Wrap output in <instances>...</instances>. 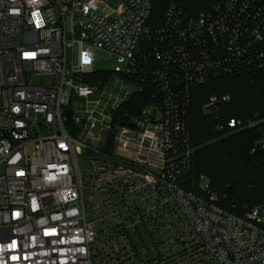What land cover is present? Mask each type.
<instances>
[{
	"label": "built area",
	"instance_id": "2783aa9c",
	"mask_svg": "<svg viewBox=\"0 0 264 264\" xmlns=\"http://www.w3.org/2000/svg\"><path fill=\"white\" fill-rule=\"evenodd\" d=\"M154 2L0 0V264H94L98 231L78 161L86 151L109 161L103 169L127 170L122 194L138 183L161 195L156 211L178 213L200 262L264 264V204L237 214L216 204L209 183L203 195L185 187L192 89L264 69V0H173L161 21ZM98 51L127 61L112 83L92 79ZM145 88L151 104L104 153L118 107ZM230 101L211 95L201 111L216 117ZM255 125L231 118L217 130ZM128 243L98 264L185 263L146 260Z\"/></svg>",
	"mask_w": 264,
	"mask_h": 264
},
{
	"label": "trees",
	"instance_id": "16d2710c",
	"mask_svg": "<svg viewBox=\"0 0 264 264\" xmlns=\"http://www.w3.org/2000/svg\"><path fill=\"white\" fill-rule=\"evenodd\" d=\"M172 1L155 0L153 15H157L158 21ZM101 78L99 73L92 77ZM192 90L189 122L190 142L195 152L185 187L203 195L199 182L206 176L209 190L217 197L216 204L237 214L244 204L251 207L264 204V151L257 144L264 139V69L235 76L219 75L207 85ZM149 92V88L138 90L118 107L104 153L113 155L118 126L135 121L142 109L151 104ZM211 95L231 97L230 102L221 103L216 117L201 111L202 103ZM231 118L244 123L254 121L256 125L224 136L217 125ZM142 218L146 233L155 239L156 231L150 230L146 217Z\"/></svg>",
	"mask_w": 264,
	"mask_h": 264
},
{
	"label": "rangeland",
	"instance_id": "374dc122",
	"mask_svg": "<svg viewBox=\"0 0 264 264\" xmlns=\"http://www.w3.org/2000/svg\"><path fill=\"white\" fill-rule=\"evenodd\" d=\"M114 9L112 7L111 11ZM118 68L123 72L127 69V61H122L121 56L105 51L96 53L95 73L102 74L112 83L113 72ZM126 85L129 90L132 88L130 83H126ZM103 159L101 155H95L90 151L78 155L83 174L86 210L88 216L96 221L98 246L101 247L98 248L97 244L94 246V264L101 261L100 257H108L110 253L129 245L128 242H132L146 260L165 255L174 258L181 257L180 260L183 259L182 263L185 262L184 264H204L200 261L203 257L206 258L205 254L202 252L196 254L193 250L190 245L192 237L186 234L187 227L183 225L182 219L177 217L178 213L174 212L170 206L166 209L164 216L161 215V212L157 213L156 206L161 201V195L159 196L151 189H140L138 183L133 187L130 185L129 190L131 191L126 189L124 190L125 194H122L119 191L120 183L118 181L122 179L128 182L129 173L125 169L113 172L108 167L101 168L107 165L106 162H109H102ZM205 183H209V179L203 176L199 185ZM91 197H93L92 200ZM170 208L171 213L168 212ZM141 214H146L150 230L156 231L155 239L146 233Z\"/></svg>",
	"mask_w": 264,
	"mask_h": 264
},
{
	"label": "water",
	"instance_id": "95a60500",
	"mask_svg": "<svg viewBox=\"0 0 264 264\" xmlns=\"http://www.w3.org/2000/svg\"><path fill=\"white\" fill-rule=\"evenodd\" d=\"M131 126H134V124H130Z\"/></svg>",
	"mask_w": 264,
	"mask_h": 264
}]
</instances>
